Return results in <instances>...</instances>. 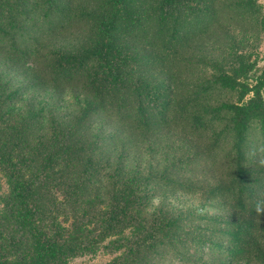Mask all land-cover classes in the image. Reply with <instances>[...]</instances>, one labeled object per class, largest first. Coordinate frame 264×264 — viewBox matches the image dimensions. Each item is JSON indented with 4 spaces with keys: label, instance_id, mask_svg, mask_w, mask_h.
Here are the masks:
<instances>
[{
    "label": "rangeland",
    "instance_id": "1",
    "mask_svg": "<svg viewBox=\"0 0 264 264\" xmlns=\"http://www.w3.org/2000/svg\"><path fill=\"white\" fill-rule=\"evenodd\" d=\"M161 1L17 0L19 5L7 6L4 12L14 25L17 19H27L15 27L22 41L14 48L38 51L39 60L48 45L82 49L99 40L103 20L116 16L115 24L122 28L135 12L145 18L135 22L138 30L117 34L137 60L147 51L158 54L156 63L143 69L145 79L158 90L171 82L179 102L150 108L144 116L149 130L119 157L120 146L109 139V124L99 135L100 121H80L81 98L73 100L70 86L58 92L55 101L40 89L35 100L40 110H30L37 106L26 103L31 88L16 90L12 84L0 94V264H28L40 231L56 237L64 250L51 261L56 264H264V214L255 211L258 202L264 203L263 129L258 117L251 118L239 149L232 129L234 112L219 110L225 103L247 102L255 91L264 106V0H176L175 18L169 27L162 25L163 31L168 29L160 36L165 40L150 42L155 36L149 30H160ZM51 18L62 27L55 35L48 34ZM31 39L36 42L28 45ZM152 43H157L155 49ZM10 49L0 53L7 67L19 56V50ZM166 50L171 52L164 55ZM0 73L6 77L4 66ZM222 73L234 75L241 84H224ZM25 79L22 74L18 81ZM95 84L92 79L75 90L84 93ZM6 93L10 98L2 109ZM167 97L162 92L151 103L159 105ZM29 111L34 122L23 121ZM102 121L107 122L106 115ZM70 135V144L75 141L80 148L72 159L61 149L62 139ZM80 151L90 153L91 162L83 161ZM166 171L172 179L165 178ZM14 172L31 180L36 201L31 214L13 201ZM125 189L137 194L135 216L130 217L133 209L112 226L105 221L110 199L114 190ZM170 217L179 219L168 228L174 244L159 229ZM250 218L257 240L239 256V241L228 231L236 230V224L244 227ZM196 236L197 241L204 236L210 242L193 244ZM212 239L221 245L215 248ZM180 240L185 244L180 246ZM178 246L192 260L180 259Z\"/></svg>",
    "mask_w": 264,
    "mask_h": 264
},
{
    "label": "trees",
    "instance_id": "2",
    "mask_svg": "<svg viewBox=\"0 0 264 264\" xmlns=\"http://www.w3.org/2000/svg\"><path fill=\"white\" fill-rule=\"evenodd\" d=\"M14 4L19 5L17 0H0V53H3L6 48H12L10 49L12 51L19 50V56L15 58L14 61H10L8 67L4 63L7 62V59H0V66H4L6 70V75H4L6 77H1L2 74L0 73V94L3 93L5 95V92H7L6 89L13 88L12 84L17 86L16 90L31 88L33 92L29 98L30 100L28 99L26 103L32 101L33 106L37 107L30 108V110H40L39 104L35 102L40 89L49 91V99L55 101V95L57 96V93L61 92L64 87L70 86L71 92H73V100L77 101L78 97L81 98L80 121H89L90 123L100 121L96 122L99 125L96 127L99 130V135H101L105 125L109 124L111 133L109 139L115 141V144L120 146L121 152L119 157H124V154L128 153L129 148L134 149L133 142L141 139L145 131L149 130L147 126L148 119H144V116L148 114L150 108L152 110L160 109L161 105L167 108L174 104L176 100L179 102V97H175L176 91L171 82H168L167 85L158 90V85L152 82V80L148 81L145 79L143 69L147 65H151V63H156L158 54L147 51L146 55L141 56L137 60L134 55L135 53L131 51L128 52L129 50L126 49L128 46L126 41L119 38L117 34L118 31H123L124 35L127 36L128 33H133L138 30L134 25L136 24L135 22L143 23L145 18L135 15V12H133V15L130 13V20L132 22L129 21V24L123 25L122 28H120L119 25L118 27L116 26V16L111 20H103V22L98 25L99 28L97 31L99 36L101 35L99 40L91 41L85 47H82L83 50L79 48L68 49L66 47L48 45L47 49L43 51V54H45L43 55V59L48 58V60H39L35 58L37 53H39L38 51L30 54L21 49L14 48L18 47L21 43L20 41H22L19 40L18 35L16 36L15 33L17 31L15 27H17L16 25H18L19 21L26 22L27 20L17 19L15 25L12 23L13 21L9 19V15L5 14L4 11L7 10V6L10 5V7H12ZM175 5L176 0L161 1V12L159 13L160 23L158 25L160 30H149V33L155 36L150 38V42H154L155 38L163 41L165 40L160 36L164 31H168V29L165 28L163 31L162 25H168L169 27L172 16L175 18V13L173 11ZM8 13L10 14V11ZM118 13L120 14V12ZM70 14L71 11L69 15ZM133 16H135V18ZM29 17L35 19L31 13H28V18ZM57 22L58 19H50L49 23H51L52 29L48 34L55 35V33L61 31L60 29H62V27H58ZM63 25L64 23H62V26ZM176 27L177 30L175 29V33L178 34L180 31H178V26H175V28ZM147 32L148 30L144 31V37L147 36ZM170 37H172L171 34ZM31 41L28 45H33L36 42L33 41V39H31ZM156 45L157 43L149 44V46L154 49ZM129 47L132 48L131 45ZM169 52H171V50H166L164 55L169 54ZM27 54H30L29 58L26 57ZM10 71H12L11 75L8 73ZM22 74L26 75L27 79L20 83L18 79ZM92 79L96 83V87L92 86L90 91L80 93L75 90L78 86H87L91 84ZM219 79L222 80L224 84L232 87L241 84L234 75L228 73H222ZM52 82L54 83V88L52 87ZM243 85L244 87L246 86L245 84ZM49 87H52V90ZM96 90H98V92H96ZM161 91L163 93L167 92L169 95V97L166 98L167 101H161L159 105L151 103V98L155 99L157 96L161 95ZM9 93H6L5 99L1 102L2 109L4 105L8 104L7 98H10ZM97 93H100V96H98ZM56 100H60L59 97ZM260 100V92L255 91L254 96L247 102L225 103L219 107V110L234 112L232 129L239 149L247 137V130L251 118H259L264 133V106H262ZM105 115L107 117V122L102 121ZM34 117L33 112L29 111V115L26 116L23 121L34 122ZM83 127H85V125H83ZM72 132L74 134V132L76 133L77 131L75 130ZM70 138L71 135L67 139L66 137L62 139L64 143L62 142L63 146L61 149L68 151L66 155H70L69 158L72 159V154H76L80 148L75 141H71L72 143L70 144ZM128 140H130V144L127 142ZM66 142H68L69 145H66ZM59 150L60 148L54 153H51V155L59 153ZM77 155L79 154L77 153ZM89 155L90 153H86L85 155L80 151V156L83 157L82 160L85 162H91ZM46 159L48 160V155ZM14 164V162H10L11 167L16 171ZM165 173V178L172 179L170 177H173V175H170L168 171ZM10 178L12 185L11 195L14 203L20 204V208H27V210H29L28 212L31 214L32 209L35 208L36 205L35 190L32 187L31 180L17 172H14ZM98 188L100 187L98 186ZM136 203L137 194L133 190H114V194L110 199V207L105 214V221L112 226L118 225L120 221L126 220L127 217L132 214L133 209L134 213L130 217H134ZM164 220L165 222L161 224L159 229L165 234L167 233L166 236H168V241L174 244V238L172 234H169L171 231L168 228L175 227L179 219L170 217ZM245 224L244 227L240 224H236V230L228 231L230 234H233L234 239L239 241L235 251L239 256H243L247 247L257 240L254 219H247ZM187 232L191 233L192 228L188 227ZM164 233L163 235L165 236ZM242 234L246 235L243 236ZM190 237L193 238V235ZM197 239L196 236L193 239L195 240L193 244L197 245V243L200 242H210V240L204 236H201L199 241H197ZM180 241V246L185 244V241ZM217 241L216 239L211 240L215 248L221 245V243ZM180 246L175 248V253L180 259L187 262L188 257L184 256L187 253ZM63 253L64 250L56 237L51 236L49 232L48 234H44L40 231L38 232L36 252L33 254L28 264H56L51 261ZM190 260L192 259L189 258L188 261ZM202 264L208 263L203 262Z\"/></svg>",
    "mask_w": 264,
    "mask_h": 264
},
{
    "label": "clouds",
    "instance_id": "3",
    "mask_svg": "<svg viewBox=\"0 0 264 264\" xmlns=\"http://www.w3.org/2000/svg\"><path fill=\"white\" fill-rule=\"evenodd\" d=\"M255 211L257 212V214H264V203H260L258 202L256 204V208H255Z\"/></svg>",
    "mask_w": 264,
    "mask_h": 264
}]
</instances>
